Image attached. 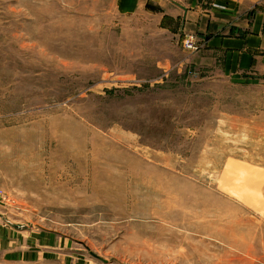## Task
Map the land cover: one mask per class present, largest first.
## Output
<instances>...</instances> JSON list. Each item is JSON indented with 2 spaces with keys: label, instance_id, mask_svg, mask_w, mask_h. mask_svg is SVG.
<instances>
[{
  "label": "rangeland",
  "instance_id": "obj_1",
  "mask_svg": "<svg viewBox=\"0 0 264 264\" xmlns=\"http://www.w3.org/2000/svg\"><path fill=\"white\" fill-rule=\"evenodd\" d=\"M182 41L118 0H0V264H264V68Z\"/></svg>",
  "mask_w": 264,
  "mask_h": 264
},
{
  "label": "crops",
  "instance_id": "obj_2",
  "mask_svg": "<svg viewBox=\"0 0 264 264\" xmlns=\"http://www.w3.org/2000/svg\"><path fill=\"white\" fill-rule=\"evenodd\" d=\"M119 13L151 16L161 31L194 36L197 62L247 74L264 68V3L260 0H118Z\"/></svg>",
  "mask_w": 264,
  "mask_h": 264
},
{
  "label": "built area",
  "instance_id": "obj_3",
  "mask_svg": "<svg viewBox=\"0 0 264 264\" xmlns=\"http://www.w3.org/2000/svg\"><path fill=\"white\" fill-rule=\"evenodd\" d=\"M183 49L190 53H195L198 51L199 46L196 38L194 36L185 37L182 41ZM3 192L0 190V198H2Z\"/></svg>",
  "mask_w": 264,
  "mask_h": 264
}]
</instances>
